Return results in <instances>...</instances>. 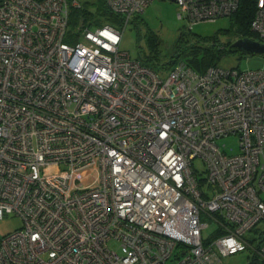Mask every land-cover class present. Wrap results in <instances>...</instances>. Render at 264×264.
<instances>
[{"label": "built area", "instance_id": "2783aa9c", "mask_svg": "<svg viewBox=\"0 0 264 264\" xmlns=\"http://www.w3.org/2000/svg\"><path fill=\"white\" fill-rule=\"evenodd\" d=\"M152 1L104 0L121 27L71 29L75 0H0V219L22 221L0 264H264V69L131 59L122 33ZM175 3L190 30L240 0ZM250 31L264 43V0Z\"/></svg>", "mask_w": 264, "mask_h": 264}, {"label": "rangeland", "instance_id": "374dc122", "mask_svg": "<svg viewBox=\"0 0 264 264\" xmlns=\"http://www.w3.org/2000/svg\"><path fill=\"white\" fill-rule=\"evenodd\" d=\"M82 8L95 13L100 4V0H75ZM178 6L170 0H153L144 13L136 18V22L129 23L122 33L120 42V51L129 54L131 59L138 57L140 49H146L145 37L147 34H153L158 41L159 50L161 51V62L165 61L171 54L175 53L176 40L180 36H184V42L189 44L193 41L209 42L211 39H216L217 44H231L240 36L236 31V26L230 17H220L215 21L199 22L192 26L189 30L187 20L178 17ZM251 38L255 39L254 34ZM183 42V43H184ZM181 45V42H179ZM220 65L227 68H236L239 70H259L264 69V55L261 54H245L240 51H235L227 54ZM223 151L229 155L237 154L238 137L229 136L217 141ZM194 167L198 172L204 169L203 163L199 159L193 161ZM92 178L97 177V173L92 171ZM90 181L86 182V185ZM259 197L264 201V190L259 192ZM201 222L208 226L203 230V238L209 237L214 226L209 217L201 215ZM22 225L20 218L9 216L0 219V237L5 236ZM259 229L264 228V223L258 225ZM253 233H248L247 237L253 236ZM251 252L246 250L231 256L221 257L217 264H250Z\"/></svg>", "mask_w": 264, "mask_h": 264}, {"label": "trees", "instance_id": "16d2710c", "mask_svg": "<svg viewBox=\"0 0 264 264\" xmlns=\"http://www.w3.org/2000/svg\"><path fill=\"white\" fill-rule=\"evenodd\" d=\"M255 4L256 0H240L237 11L229 16L236 26V31L240 38H251L253 34L250 31V23L254 17ZM138 16L132 18L129 23H135ZM122 22V18L108 10L104 0H100V4L95 13H91L81 6L80 8H72L69 12V26L71 29H75L80 25L98 27L108 24L121 27ZM145 41L146 49L139 50L136 60L154 71L168 70L177 62L182 61L191 69L202 72L210 66L219 65L227 54L237 51L232 48L230 42L217 44L216 39H211L209 42L196 40L187 44L184 42V36H180L176 40L175 53L161 62V51L158 49L157 38L153 34H147ZM179 42H181V45H179ZM217 230L214 228L210 236L218 235L219 232ZM254 232L256 231L254 230ZM250 264H257L254 258H251Z\"/></svg>", "mask_w": 264, "mask_h": 264}, {"label": "water", "instance_id": "95a60500", "mask_svg": "<svg viewBox=\"0 0 264 264\" xmlns=\"http://www.w3.org/2000/svg\"><path fill=\"white\" fill-rule=\"evenodd\" d=\"M175 2V0H170ZM232 48L245 54L264 55V43L255 41L253 38L241 37L231 44Z\"/></svg>", "mask_w": 264, "mask_h": 264}]
</instances>
